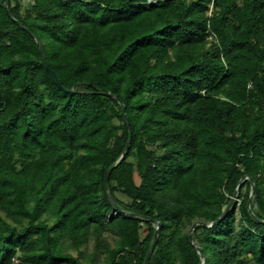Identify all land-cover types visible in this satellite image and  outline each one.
Returning <instances> with one entry per match:
<instances>
[{
    "label": "trees",
    "instance_id": "16d2710c",
    "mask_svg": "<svg viewBox=\"0 0 264 264\" xmlns=\"http://www.w3.org/2000/svg\"><path fill=\"white\" fill-rule=\"evenodd\" d=\"M153 1L0 0V264H264V0Z\"/></svg>",
    "mask_w": 264,
    "mask_h": 264
},
{
    "label": "water",
    "instance_id": "95a60500",
    "mask_svg": "<svg viewBox=\"0 0 264 264\" xmlns=\"http://www.w3.org/2000/svg\"><path fill=\"white\" fill-rule=\"evenodd\" d=\"M5 4H6V7H7L9 13H10L9 3H8L7 1H5ZM36 41H37L38 45L40 46V43L38 42V40H36ZM46 68H47V70L52 74V76H53V78L55 79V81L58 82L57 77L55 76L53 70L51 69V67H50L48 64H46ZM58 84L60 85V87H61L64 91H66V92H72V91H70V90L65 89V88H64L59 82H58ZM123 112H124V114L126 113V109H125V108L123 109ZM127 151H128V148H127V150H126L125 153H127ZM124 156H125V154L122 156V159L124 158ZM244 179H250V178H249L248 176H245ZM254 194H255V187H254V185H252L251 199L254 197ZM235 200H236V199L234 198V199L231 201V203H230V204L228 205V207L225 209V211H224L223 214L220 216V218L217 219L215 222L210 223V224H206V223H202V222H198V223H196V224L191 228V230H190V234H189V235H190V239H191V241H192V232L194 231V229H195V227H196L197 225H203V226H206V227H212V226H214L215 224H217L218 222H220L221 219L226 215V213H227V212L229 211V209L232 207V205H233V203H234ZM250 203H251V200H250L249 203H248L249 206H250ZM120 210H121V209H120ZM157 225H158V227H157L156 234H155V241H154V243H153V245H152V248L150 249L149 254H151V253L155 250L156 245H157V241H158V233H159V230H160V228H161V224L157 222ZM198 252H199L200 255H202V250H201L200 248H198ZM203 264H205V260H204Z\"/></svg>",
    "mask_w": 264,
    "mask_h": 264
},
{
    "label": "rangeland",
    "instance_id": "374dc122",
    "mask_svg": "<svg viewBox=\"0 0 264 264\" xmlns=\"http://www.w3.org/2000/svg\"><path fill=\"white\" fill-rule=\"evenodd\" d=\"M24 2L27 4L29 2V0H24ZM119 196H121L126 202H128L122 195L119 194ZM145 236H146V232L143 231V237H145ZM90 252H92V247H90Z\"/></svg>",
    "mask_w": 264,
    "mask_h": 264
},
{
    "label": "built area",
    "instance_id": "2783aa9c",
    "mask_svg": "<svg viewBox=\"0 0 264 264\" xmlns=\"http://www.w3.org/2000/svg\"><path fill=\"white\" fill-rule=\"evenodd\" d=\"M150 2H154L153 0H150Z\"/></svg>",
    "mask_w": 264,
    "mask_h": 264
}]
</instances>
